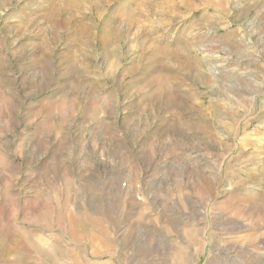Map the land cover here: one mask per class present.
<instances>
[{"label": "rangeland", "instance_id": "1", "mask_svg": "<svg viewBox=\"0 0 264 264\" xmlns=\"http://www.w3.org/2000/svg\"><path fill=\"white\" fill-rule=\"evenodd\" d=\"M0 264H264V0H0Z\"/></svg>", "mask_w": 264, "mask_h": 264}]
</instances>
